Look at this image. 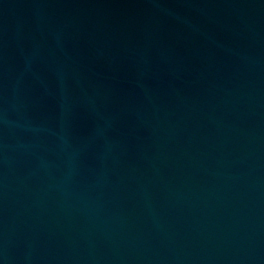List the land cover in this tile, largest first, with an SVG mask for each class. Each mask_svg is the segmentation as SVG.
<instances>
[{
    "label": "water",
    "instance_id": "obj_1",
    "mask_svg": "<svg viewBox=\"0 0 264 264\" xmlns=\"http://www.w3.org/2000/svg\"><path fill=\"white\" fill-rule=\"evenodd\" d=\"M264 203V0H0V264H231Z\"/></svg>",
    "mask_w": 264,
    "mask_h": 264
}]
</instances>
